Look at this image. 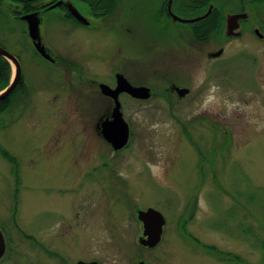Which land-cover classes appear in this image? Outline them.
I'll use <instances>...</instances> for the list:
<instances>
[{
	"label": "rangeland",
	"instance_id": "rangeland-1",
	"mask_svg": "<svg viewBox=\"0 0 264 264\" xmlns=\"http://www.w3.org/2000/svg\"><path fill=\"white\" fill-rule=\"evenodd\" d=\"M161 1L119 0L109 31L81 34L43 13L48 45L97 68L88 75L151 89L120 97L130 138L119 151L97 128L112 107L97 86L34 56L24 24L0 16L23 78L0 112V264H264V41L244 34L211 62L216 32L202 50L161 29ZM249 17L264 35V3ZM148 208L166 224L145 252L136 217Z\"/></svg>",
	"mask_w": 264,
	"mask_h": 264
},
{
	"label": "flooded vegetation",
	"instance_id": "flooded-vegetation-1",
	"mask_svg": "<svg viewBox=\"0 0 264 264\" xmlns=\"http://www.w3.org/2000/svg\"><path fill=\"white\" fill-rule=\"evenodd\" d=\"M118 1L119 0H5L3 1L1 6L2 15L0 16H6V17L11 16L13 19L18 20L24 24L25 27L24 32L28 37V42L32 48L34 56H37L40 59H42L46 64L50 65L53 69L62 70L66 72L68 76L76 75V78L81 80L80 82L82 83L96 85L97 89L100 91L99 89L100 84H105L109 86L111 89H115L118 76H123L126 80L127 78L122 74V72H114L113 74H109L106 77H102L98 79L95 76L88 75L95 72L97 68L93 67L91 64H88L90 66L89 68H85V66H83L82 63H79L77 61L78 55L71 56L76 54H68L53 49L50 45H48V43L44 39V36L42 35V29L43 28L45 29L46 26L45 25L46 18L43 17V13H47V17L52 16L51 14H56L57 16H59V18H61V20L68 25L69 30L73 31L72 32L73 34L74 33L81 34V31L94 32L95 30H100L101 27L100 28L98 27L103 26L104 24H106V22L109 24V27H107L106 30L109 31L110 27L115 25L114 21L110 22V20L117 11V6L119 5ZM25 2L28 3L30 7L28 12L24 11ZM262 2L264 3V0H238L237 1L238 6H236L235 10H233L232 12H225L222 9H224L228 5H231L232 4L231 0H171V1L162 0L155 9L156 11L155 17L158 23L160 22L161 26H163L161 27V29H166L169 31L172 30L174 33H178L177 35H185L186 37L188 36L189 41H191L192 43L194 42V45L199 46L202 50L204 49L206 44L210 42L209 39H211L213 35L212 33L216 32L212 40L220 44V46H223L216 51V52L221 51V54L219 55V57H221L225 52L226 46L227 44H229L230 40L241 38L242 36H244V34L248 35L252 39L255 38V40L264 41L263 33L260 31V29L257 26L251 24L249 20L250 6H253L254 4H260ZM54 10H60V11L53 12ZM118 12H119V8H118ZM27 15H36L39 20V24H38L39 41L33 42L29 37L28 24L26 23V21L23 20V18ZM237 15H243V17H240V19L237 22L238 27L237 29L234 30L231 29V27H229L230 24L228 25L227 17L237 16ZM175 16L181 20H186V21L195 20V21L187 22V23L181 22L180 20L175 21L173 18ZM78 18H82L83 20H79ZM162 21H164L163 25H162ZM211 25H214L217 30L210 32ZM119 29H120V33L123 32L121 27H119ZM125 31H129V30L126 29ZM237 33H239V35H236ZM257 33L260 36H258ZM34 43H39V45L43 47L45 55L47 56L46 58H44L37 52ZM216 52H211L207 54L209 61L216 62L218 60L219 57L211 56ZM95 74L98 75L99 73L95 72ZM100 79L108 80L109 83L102 82V80ZM22 80L23 78H22V70H21V81L17 86V88L21 85ZM135 87H145V86H135ZM175 87L176 85L172 84L170 89L171 92L178 97L177 93L174 92ZM150 92H151L150 98H152L153 94L151 89ZM189 93L190 90L188 94ZM188 94L184 96H187ZM102 96L110 101L112 107L108 109L107 114L102 118L101 122L98 123L97 125V128L100 130V134H101V123L105 120H111L112 111L114 109V101L110 97H106L104 95ZM123 96H127L131 98L129 95L122 93L118 97L119 102H120V97L122 98ZM131 99L135 101H144L134 98ZM120 105H121L120 111L122 112V104L120 103ZM139 223L142 225L141 222ZM165 224H166V220H165ZM164 226L162 228V235H163ZM142 235H143V225H142ZM162 235L159 243L153 248L143 246L142 239H145L146 237L143 236L139 237L137 242L140 249L145 252L156 249V247H158V245L161 242ZM79 261H83V260H79ZM79 261H77V263ZM90 262L93 261L91 260ZM138 264H144V262L140 260Z\"/></svg>",
	"mask_w": 264,
	"mask_h": 264
},
{
	"label": "water",
	"instance_id": "water-1",
	"mask_svg": "<svg viewBox=\"0 0 264 264\" xmlns=\"http://www.w3.org/2000/svg\"><path fill=\"white\" fill-rule=\"evenodd\" d=\"M171 1V0H170ZM173 16V15H172ZM243 15L237 16H228L227 22L231 29H237L238 20ZM245 17V16H244ZM174 20H180L181 22L187 23L195 20H181L176 16L173 17ZM79 20H83L82 18H78ZM24 21L28 24V34L30 39L35 42L39 41V20L36 15H27L23 18ZM237 24V25H234ZM234 25V26H233ZM235 34V33H234ZM233 34V35H234ZM236 35H239L237 33ZM258 36H260L257 33ZM34 46L37 52L46 58L43 47L39 45V43H34ZM221 51L216 52L211 55L212 57H219ZM0 57L4 58L11 66L13 70V75L8 85L0 90V102L6 100L17 88L21 81V66L19 61L15 56L9 53L4 48L0 47ZM100 93L106 97H110L114 101V109L112 111L111 120H105L101 123V135L103 139L112 147L114 151H119L126 147L129 139V127L125 122L122 112L120 111L121 105L118 100L120 94L125 93L129 95L131 98L147 100L150 98V89L147 87H135L131 85L123 76H118L117 83L115 89H111L109 86L105 84L99 85ZM175 93H177L179 98H182L184 95L188 94L189 90L186 88H174ZM137 220L143 225V237L142 245L145 247L153 248L155 247L161 238L162 228L165 225L164 216L157 210L153 208H148L146 210H138L137 211ZM6 242L2 232L0 231V261L5 254ZM77 264H98L97 262H83L79 261Z\"/></svg>",
	"mask_w": 264,
	"mask_h": 264
},
{
	"label": "trees",
	"instance_id": "trees-1",
	"mask_svg": "<svg viewBox=\"0 0 264 264\" xmlns=\"http://www.w3.org/2000/svg\"><path fill=\"white\" fill-rule=\"evenodd\" d=\"M3 1L5 0H0V15H2L1 6ZM24 8H25L24 11L28 12L30 8L29 4L25 2ZM216 30H217L216 27L214 25H211L210 32ZM10 77H11V66L4 58L0 57V90L4 89L8 85L10 81ZM19 87L14 91V93L9 98L0 102V112L4 111L9 106V100L19 90Z\"/></svg>",
	"mask_w": 264,
	"mask_h": 264
}]
</instances>
